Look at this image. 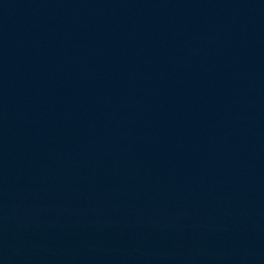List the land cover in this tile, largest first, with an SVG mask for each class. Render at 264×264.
<instances>
[{
    "label": "water",
    "instance_id": "obj_1",
    "mask_svg": "<svg viewBox=\"0 0 264 264\" xmlns=\"http://www.w3.org/2000/svg\"><path fill=\"white\" fill-rule=\"evenodd\" d=\"M0 264H264V0H0Z\"/></svg>",
    "mask_w": 264,
    "mask_h": 264
}]
</instances>
